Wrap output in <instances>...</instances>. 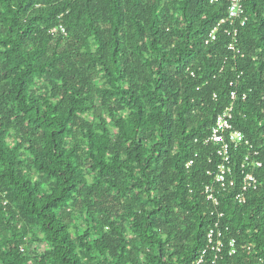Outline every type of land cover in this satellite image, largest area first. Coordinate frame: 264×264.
<instances>
[{
    "label": "trees",
    "instance_id": "16d2710c",
    "mask_svg": "<svg viewBox=\"0 0 264 264\" xmlns=\"http://www.w3.org/2000/svg\"><path fill=\"white\" fill-rule=\"evenodd\" d=\"M229 6L0 0V264H197L220 213L239 254L218 264H259L264 166L245 205L204 194L228 108L264 165V0L244 26Z\"/></svg>",
    "mask_w": 264,
    "mask_h": 264
},
{
    "label": "built area",
    "instance_id": "2783aa9c",
    "mask_svg": "<svg viewBox=\"0 0 264 264\" xmlns=\"http://www.w3.org/2000/svg\"><path fill=\"white\" fill-rule=\"evenodd\" d=\"M219 2L221 0H210L211 4H217ZM244 3L245 0H230L229 6V20H241V26H244L247 21L245 18ZM224 22L225 20L218 26ZM217 31L218 27L211 33L208 43L216 40ZM59 32L66 34L63 26L53 29L51 33L56 34ZM237 33V30L230 33L235 43L237 42ZM234 49L235 44L232 43L229 50L233 51ZM231 97L232 100H236L237 93L233 92ZM245 97L244 95V99ZM232 120L233 107L228 108L223 114L218 116L210 135L205 140V145H213L217 148L218 162L215 164L214 169L208 172V175L212 178V182L204 190L207 200L216 209L220 207L219 196L222 192L238 189L235 201L240 205H245L248 197L258 192L261 186V182L256 175V172L263 169L264 166L260 158V153L255 150L254 146L240 131L234 129ZM241 147L247 149L248 153L238 173L233 167L231 152ZM192 163H189L187 167L189 168ZM223 219H225V215L220 213L207 234L208 245L202 252L197 264H204L208 255H210L211 259L210 264H218V262L223 261L226 257L233 258L239 254L238 240L231 236L230 225L223 223ZM250 247L248 248L249 251H251ZM257 257L259 258V256ZM259 264H264V256L259 258Z\"/></svg>",
    "mask_w": 264,
    "mask_h": 264
}]
</instances>
